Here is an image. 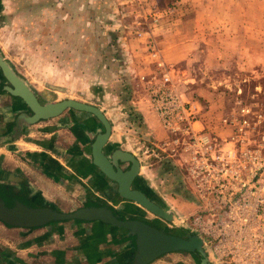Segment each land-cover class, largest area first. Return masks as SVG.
<instances>
[{
	"label": "crops",
	"instance_id": "0c3cea01",
	"mask_svg": "<svg viewBox=\"0 0 264 264\" xmlns=\"http://www.w3.org/2000/svg\"><path fill=\"white\" fill-rule=\"evenodd\" d=\"M10 2L12 12L15 13V23L17 13L22 9L26 18H31V22L27 21L24 29L17 24L14 25V29L20 28L23 30L21 32L25 33L24 45L26 50L29 46L30 52L27 53L32 57H36V53L42 51L46 54L42 59L48 62H95L97 59L95 46L98 44L96 33L93 31L92 37L88 33L90 37L87 38L85 31L96 30L98 27L105 29L104 35L101 34L104 39L102 52H110L114 47L113 42L107 39L112 32L109 34L106 32L111 25L107 20H103V14L97 12L100 7L91 0H10ZM2 4L3 0H0V5ZM154 30L152 28L153 35ZM29 36L33 38L30 40ZM153 39L162 59L174 66L187 55H191L194 48L193 43L178 42L175 37L169 43L170 51H173L172 56H164L163 50L167 47L164 44L168 43H162L159 36H153ZM118 41H121L119 45L123 46L122 50L118 48L120 56L117 55L116 47L112 50L113 54H110V61L116 64L115 72L119 71L118 64L121 61L124 65L122 69L128 78L131 77V72H145L141 40L126 42L119 38ZM82 43L88 44L89 50L83 48ZM64 46L68 48L65 49ZM115 50L117 54L114 55ZM182 51L185 52V56ZM0 54L4 58L1 51ZM8 63L14 68L11 62ZM205 63H213V60L207 62L205 60ZM214 63L215 66H221L227 61L218 57ZM47 67L56 68L49 63ZM14 70L19 74L15 68ZM43 74L48 76L47 72L43 71ZM89 76H95L94 70L89 72ZM27 82L29 83L28 80ZM2 85L4 82L0 72V184H9L16 189L22 188L25 194L23 202L27 204L41 206L46 203L63 212L84 206H104L121 218L146 221L151 219L154 224L164 227L161 220L150 217L139 206L119 198L116 185L105 178L91 163L90 143L100 128L94 117L67 110L54 118L28 126L23 124L17 128L16 123L20 122L21 113L23 111L25 113L26 107L21 100L10 96ZM46 85L49 86L48 84L42 86ZM130 86L132 87L131 82L128 88ZM32 88L37 97L42 99L41 96L46 90H39L34 86ZM55 90L56 93L59 92L58 89ZM132 92L130 102L125 98L126 104L121 105V112L128 111V115L121 117V121L117 118L112 120L102 112L110 124V134L104 153L109 154L114 149H121L133 154L139 161V171L132 187L153 195L169 206L174 204L175 200H179L177 191L163 185L160 179L162 177L156 168H147L144 163H140L142 159L136 154L139 147L135 152L132 151L128 146L129 142L123 141L121 127H118L122 124L127 125L123 129L136 133L133 143L141 145L148 141L155 152L159 144L156 143L164 140L165 134L151 113L145 96L140 91H135V94ZM73 94L70 96L71 99L86 104H92L89 103L90 99L98 100L92 96L93 93L82 94L80 89H74ZM54 101L51 99V102ZM97 108L103 110L102 107ZM117 108L120 110L118 106ZM225 108L218 111L216 117L220 116ZM168 162L170 160H167ZM170 164L176 166L172 162ZM133 253L132 239L123 230L98 222H54L34 229L6 228L0 224V264H131ZM189 261L191 262L190 255L173 252L164 254L149 264H188Z\"/></svg>",
	"mask_w": 264,
	"mask_h": 264
},
{
	"label": "rangeland",
	"instance_id": "374dc122",
	"mask_svg": "<svg viewBox=\"0 0 264 264\" xmlns=\"http://www.w3.org/2000/svg\"><path fill=\"white\" fill-rule=\"evenodd\" d=\"M91 2L100 7L97 12L103 14V20H107L111 25L106 32L107 34L112 32L107 39L113 42L114 49L115 47L123 49L122 45H119L121 42L118 41L119 38L126 42L135 40L133 32L136 22L152 24V28L155 29V35L152 34V37L159 36L162 43H168L164 44L167 46L163 50L164 56H172L173 51H170L169 43L175 37L178 42L193 43L191 55L175 64L178 84L184 85L183 88L188 94L208 106L210 117H216L215 114L227 106L236 94L237 87L241 88L242 94H250L256 92L255 88L259 89V100L264 103V0H91ZM152 16L157 18L155 23L151 20ZM27 21L31 22V18H26L22 9L17 13L15 23V13L12 12L10 0H3L2 6L0 5V51L19 74L25 75L23 77L26 82L29 81L31 87L46 90L41 96L43 100L59 101L70 98L78 94H73L74 89H80L82 94L93 93L92 96L98 100L90 99L89 103L102 107V112L112 120L117 118L121 121L124 115H128V111L121 112V105L126 104L125 98L130 102L132 91L135 94L141 90L136 87L132 76H129L132 87L128 88L130 82L122 69L123 61L118 64L119 71L115 72L116 64L110 61L113 48L110 52H102L104 39L101 34L104 35L105 29L98 27L96 30L85 31L87 38L90 37L88 33L91 37L93 31L96 33L98 44L95 46L97 57L95 62L52 61V63L42 59L46 56L42 51H38L36 57L27 53L30 50L29 46L26 50L24 45L25 33L21 32L23 30L20 28L14 29L15 24L24 29ZM31 38L33 37H30V40ZM82 47L89 50L88 44L82 43ZM64 48L67 49L68 46ZM117 51L118 54L115 50L114 55L120 56L121 52L119 49ZM218 57L227 63L215 66L214 60ZM210 59L213 63H205V60L207 62ZM48 63L56 68L47 69ZM91 70L95 73L93 77L89 76ZM43 71L47 72L48 76L44 75ZM44 84L49 86H42ZM55 89L59 92L56 93ZM149 109L154 115L150 107ZM126 126L125 124L118 126L123 133V141L129 142L128 146L134 152L139 147L136 154L143 160L144 166L156 168L162 177L160 179L163 185L177 191L179 200H175L170 206L180 215L188 216L196 211L200 203L189 180L181 174V166L177 163L176 166L170 164L172 161L167 163L169 159L158 155L148 141L141 145L133 143L136 133L123 129ZM158 143L160 142L156 145ZM186 223L193 228L190 221ZM190 259L191 262L188 264H198L193 256H190Z\"/></svg>",
	"mask_w": 264,
	"mask_h": 264
},
{
	"label": "built area",
	"instance_id": "2783aa9c",
	"mask_svg": "<svg viewBox=\"0 0 264 264\" xmlns=\"http://www.w3.org/2000/svg\"><path fill=\"white\" fill-rule=\"evenodd\" d=\"M151 25L135 23L133 37L141 40L146 71L130 75L165 134L157 153L181 166L200 203L188 216L176 212L169 227L196 234L208 264H264L260 90L242 94L237 87L220 116H207L208 106L179 86L175 66L162 59Z\"/></svg>",
	"mask_w": 264,
	"mask_h": 264
},
{
	"label": "water",
	"instance_id": "95a60500",
	"mask_svg": "<svg viewBox=\"0 0 264 264\" xmlns=\"http://www.w3.org/2000/svg\"><path fill=\"white\" fill-rule=\"evenodd\" d=\"M0 72L3 82L8 84L4 90L12 97L21 100L26 107L25 113L21 116L25 125L54 118L67 109L94 117L100 128L90 143L91 163L105 178L116 185L119 198L136 204L163 222L172 221L171 211L132 187L135 178L138 177L137 158L121 149H114L109 154L104 153L110 134V124L99 108L71 98L54 102L38 98L33 88L1 54ZM10 205L6 206L0 199V221L17 228H36L57 221H82L98 222L121 229L133 241V264H149L154 259L173 252L194 253L199 256L200 264H208L201 248L200 238L189 231H184L183 236L169 234L143 220L121 218L104 206H88L71 212H59L48 206L34 204L25 206L20 202H11Z\"/></svg>",
	"mask_w": 264,
	"mask_h": 264
},
{
	"label": "flooded vegetation",
	"instance_id": "af4514ba",
	"mask_svg": "<svg viewBox=\"0 0 264 264\" xmlns=\"http://www.w3.org/2000/svg\"><path fill=\"white\" fill-rule=\"evenodd\" d=\"M6 86H8V84L7 83H4V85H2V87H6ZM11 96V95H10ZM60 101V100H59ZM67 110H70V109H67ZM67 110H64V111H67ZM63 111V112H64ZM73 111V110H72ZM62 112V113H63ZM22 114H24V111L21 113V115ZM60 115V114H59ZM40 121H42V120H40ZM39 122V121H38ZM24 123H23V120H21L20 119V122H18V123H16V127H20L21 125H23ZM25 125V124H24ZM27 125V124H26ZM31 125V124H30ZM28 126V125H27ZM139 171V170H138ZM137 178V177H136ZM135 178V179H136ZM2 193H4V194H2ZM144 193V192H143ZM145 194V193H144ZM149 199H151L152 201H154L155 203H159V204H162V206H164L166 209H168L169 211H171L172 212V218L171 219H173V217H174V214L177 212L175 209H173L170 205L169 206H167V205H165V204H163L162 202H160L159 200H157L156 199V197H154L153 195H148V194H145ZM24 197H25V194H24V190L21 188H19V189H16V188H13L12 186H9V184H0V199L6 204V206H11V205H8L6 202H7V200H9L10 199V201L11 202H20V203H22L23 205H25V206H30V204H27L26 202L24 203L23 202V200H24ZM44 203V202H43ZM136 205V204H135ZM41 206H48L46 203H44V204H42ZM48 207H50V208H52L51 206H48ZM84 207H88V206H84ZM96 207V206H95ZM81 208V207H80ZM54 209V208H53ZM78 209V208H77ZM109 209V208H108ZM142 209V208H141ZM54 210H56V209H54ZM73 210H76V209H73ZM73 210H71V211H73ZM143 210V209H142ZM56 211H59V210H56ZM71 211H67V212H71ZM144 211V210H143ZM59 212H63V211H59ZM147 215H149L150 217H153L152 215H150L149 213H147L146 211H144ZM155 218V217H154ZM126 219H128V218H126ZM129 219H132V218H129ZM157 219V218H156ZM160 220V219H159ZM143 221H145V222H148L149 224H151V225H153V226H155V227H157L158 229H162V230H164L165 232H167V233H169V234H174V235H179V236H183L184 235V230L183 229H181V228H170L169 227V223H167V222H163L162 220V222L164 223V227H161L160 225H158V224H154L153 222V220H151V219H149V220H143ZM59 222H61V223H63V222H68V221H57V223H59ZM76 222H78V221H76ZM82 222V221H81ZM52 223H54V222H52ZM0 224L1 225H3L4 227H6V228H17V227H13V226H9V225H6V224H4L3 222H1L0 221ZM49 224H51V223H49ZM100 224H102V223H100ZM46 225H48V224H46ZM46 225H44V226H46ZM102 225H105V226H110V225H107V224H102ZM44 226H41V227H44ZM36 228H39V227H36ZM23 229H34V228H23ZM132 243H133V241H132ZM186 254H188V255H190L191 257L193 256L196 260H197V263L198 264H200V259H199V256H198V258L197 257H195L196 256V254H194V253H186ZM159 258V257H158ZM157 259V258H156ZM155 260V259H154ZM153 260V261H154ZM151 263V262H150ZM208 263V262H207ZM131 264H133V256H132V262H131Z\"/></svg>",
	"mask_w": 264,
	"mask_h": 264
},
{
	"label": "trees",
	"instance_id": "16d2710c",
	"mask_svg": "<svg viewBox=\"0 0 264 264\" xmlns=\"http://www.w3.org/2000/svg\"><path fill=\"white\" fill-rule=\"evenodd\" d=\"M2 194H4V193H2ZM8 205H10V203H11V201H10V199L9 200H7V202H6ZM78 222H81V221H78ZM195 257H197L198 258V256L196 255Z\"/></svg>",
	"mask_w": 264,
	"mask_h": 264
}]
</instances>
